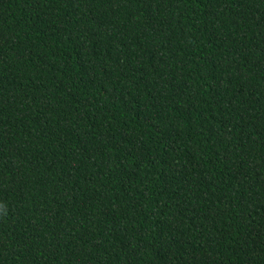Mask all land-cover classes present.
<instances>
[{"label":"trees","instance_id":"obj_1","mask_svg":"<svg viewBox=\"0 0 264 264\" xmlns=\"http://www.w3.org/2000/svg\"><path fill=\"white\" fill-rule=\"evenodd\" d=\"M0 264H264V0H0Z\"/></svg>","mask_w":264,"mask_h":264}]
</instances>
